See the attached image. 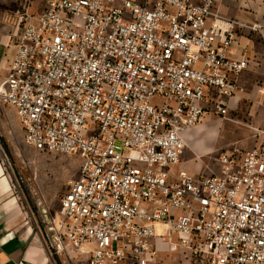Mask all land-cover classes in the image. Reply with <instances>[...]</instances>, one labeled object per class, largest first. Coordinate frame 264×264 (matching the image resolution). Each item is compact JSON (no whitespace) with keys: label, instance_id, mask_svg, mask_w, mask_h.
Wrapping results in <instances>:
<instances>
[{"label":"built area","instance_id":"2783aa9c","mask_svg":"<svg viewBox=\"0 0 264 264\" xmlns=\"http://www.w3.org/2000/svg\"><path fill=\"white\" fill-rule=\"evenodd\" d=\"M215 3L49 0L38 15L16 12L0 102L26 145L82 159L39 231L52 257L159 264L164 244L191 264H264V137L221 152L218 174L172 170L207 107L226 116L244 92L249 61L232 51L244 25L211 20ZM248 28L264 41V25Z\"/></svg>","mask_w":264,"mask_h":264},{"label":"crops","instance_id":"0c3cea01","mask_svg":"<svg viewBox=\"0 0 264 264\" xmlns=\"http://www.w3.org/2000/svg\"><path fill=\"white\" fill-rule=\"evenodd\" d=\"M48 1L0 0V84L7 76V67L15 54V43L23 31L24 24L16 12H22L23 8H27L31 15H38L45 9ZM200 1L192 0L193 3ZM217 17L236 20L244 25L237 33V42L232 51L233 57L246 58L249 61L248 68L238 79L244 92L228 100L229 112L241 110L248 104L254 119L258 124L264 125V41L260 35L248 28L255 23L264 25V0H216L214 17L211 20ZM211 107V105L207 107L202 121L207 122L211 118L209 115L216 114ZM5 122L13 130L18 131L22 128L15 109L0 102V123L3 125ZM204 131L205 125L200 123L186 132L184 134L186 144ZM182 163L184 167L181 169L195 174V171L191 170L190 162L183 160ZM27 218L12 178L0 157V264H62V261L65 264H88L89 255L52 257L39 232ZM158 228L161 229L160 226ZM159 249L156 263L192 262L190 254H182L181 251L171 252L164 244H160Z\"/></svg>","mask_w":264,"mask_h":264},{"label":"rangeland","instance_id":"374dc122","mask_svg":"<svg viewBox=\"0 0 264 264\" xmlns=\"http://www.w3.org/2000/svg\"><path fill=\"white\" fill-rule=\"evenodd\" d=\"M209 116L207 122H201L205 131L186 144L181 161L172 168L174 172L184 167L185 160L190 162L194 175L218 174L217 157L221 152L252 149L263 140L264 125L254 119L248 104L226 116L214 113ZM3 125L0 123L1 161L12 178L27 221L37 232L45 233L44 216L58 214L61 198L68 183L78 177L82 159L77 155L36 151L25 144L22 128L16 131L7 122Z\"/></svg>","mask_w":264,"mask_h":264}]
</instances>
